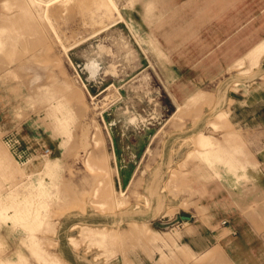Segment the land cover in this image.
<instances>
[{
    "label": "rangeland",
    "instance_id": "374dc122",
    "mask_svg": "<svg viewBox=\"0 0 264 264\" xmlns=\"http://www.w3.org/2000/svg\"><path fill=\"white\" fill-rule=\"evenodd\" d=\"M263 42L264 0H0V264L175 244L181 216L247 183L245 158L198 145L234 131L253 151L236 100Z\"/></svg>",
    "mask_w": 264,
    "mask_h": 264
},
{
    "label": "crops",
    "instance_id": "0c3cea01",
    "mask_svg": "<svg viewBox=\"0 0 264 264\" xmlns=\"http://www.w3.org/2000/svg\"><path fill=\"white\" fill-rule=\"evenodd\" d=\"M263 59L264 42L242 59L241 64L247 65L251 73L248 78H259L258 82H245L246 87L236 100V124L252 130L253 151L249 154L242 150L234 131L226 133L219 144L209 138V146L205 141L198 145L204 148V155L214 153L221 162L226 158L231 168L237 164L229 158H245L242 173L247 183L235 188L231 181L213 189L202 204L203 213L181 216L175 244L168 248L157 246L153 257L141 256L135 264H264V73L260 70ZM196 98L201 100L200 96ZM217 115L224 117L216 119ZM217 115L212 123L221 126L219 122L226 114ZM229 125L227 122L228 128ZM236 190L238 194L232 197L230 191Z\"/></svg>",
    "mask_w": 264,
    "mask_h": 264
},
{
    "label": "bare ground",
    "instance_id": "6f19581e",
    "mask_svg": "<svg viewBox=\"0 0 264 264\" xmlns=\"http://www.w3.org/2000/svg\"><path fill=\"white\" fill-rule=\"evenodd\" d=\"M95 24H96V23H95ZM85 63H86V62H85ZM93 66H94V65H93ZM95 67H96V66H95ZM108 97H109V96H108ZM126 109H127V108H126ZM153 193H154V191H153ZM160 199H162V198H160ZM159 201H161V200H159ZM157 203H158V202H157ZM158 204H161V203H158ZM158 204H157V205H158ZM158 206H160V208H162V207H161L162 205H158ZM157 208L159 209V207L156 206V208H155L156 211L158 210ZM153 210H154V209H153ZM160 211H161V209H160ZM160 211H159V212H160ZM147 212H149V211H147ZM159 212H158V213H159ZM145 213H146V211H145ZM152 213H153V212H152ZM154 213H155V211H154ZM126 214H128V213H127V212H122V213H121L122 216H123V215H126ZM146 214H147V213H146ZM155 214H156V213H155Z\"/></svg>",
    "mask_w": 264,
    "mask_h": 264
},
{
    "label": "built area",
    "instance_id": "2783aa9c",
    "mask_svg": "<svg viewBox=\"0 0 264 264\" xmlns=\"http://www.w3.org/2000/svg\"><path fill=\"white\" fill-rule=\"evenodd\" d=\"M52 152L50 149H44L43 157H49L51 156Z\"/></svg>",
    "mask_w": 264,
    "mask_h": 264
},
{
    "label": "water",
    "instance_id": "95a60500",
    "mask_svg": "<svg viewBox=\"0 0 264 264\" xmlns=\"http://www.w3.org/2000/svg\"><path fill=\"white\" fill-rule=\"evenodd\" d=\"M184 219H187L186 217H184Z\"/></svg>",
    "mask_w": 264,
    "mask_h": 264
}]
</instances>
